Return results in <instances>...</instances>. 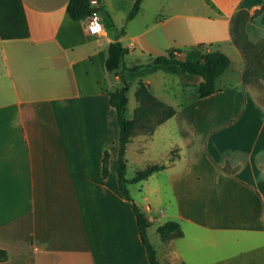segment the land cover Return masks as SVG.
<instances>
[{
    "label": "crops",
    "instance_id": "crops-1",
    "mask_svg": "<svg viewBox=\"0 0 264 264\" xmlns=\"http://www.w3.org/2000/svg\"><path fill=\"white\" fill-rule=\"evenodd\" d=\"M21 1L28 37L0 39V249L7 256L0 264H149L117 187L118 125L108 94L121 81L105 68L114 40L128 48L126 66L170 50L191 59L197 45L230 58L216 91L201 99H189L201 79L176 65L123 71L126 119L139 81L176 111L151 135H133L125 152L135 144L143 154L156 129L173 120L161 170L171 171L172 205L159 214L183 235L153 246L159 264H264V90L244 83L245 56L230 33L244 10L252 17L247 39H264L263 0H142L130 20L134 0H90L103 25L94 35L88 16L69 17L68 0ZM145 216L150 228L155 218Z\"/></svg>",
    "mask_w": 264,
    "mask_h": 264
},
{
    "label": "trees",
    "instance_id": "trees-1",
    "mask_svg": "<svg viewBox=\"0 0 264 264\" xmlns=\"http://www.w3.org/2000/svg\"><path fill=\"white\" fill-rule=\"evenodd\" d=\"M142 0H134L132 7L127 15V20L132 19L139 11ZM264 6V0H263ZM262 6V7H263ZM262 7L256 10L255 15L260 13ZM66 11L69 17L75 21L97 13V8L91 5L90 0H68ZM252 17L244 10H240L233 17L231 24L232 42L242 51L244 47L252 46L255 43L250 42L244 31V26ZM123 32V28L119 29L117 35ZM29 35L28 24L24 13L21 0H0V39H23ZM257 43H263L264 39ZM179 52V50H175ZM128 54V48L114 40L108 44L107 57L105 60V68L107 72L114 73L121 81V86L108 94V103L114 108L116 121L118 125V154L116 161V180L117 187L122 197L131 205L135 215L139 237L145 248L149 264H159L156 252L148 238V228L150 222L139 206L133 201L129 194L128 186L147 179L150 175L163 170L166 164L153 163L146 168L137 170L133 177L126 178V146L131 137L136 133L151 135L155 128L175 115L176 111L173 107L159 101L151 93L149 85L144 81H139L135 91V99L137 106L134 109L133 118L128 120L125 118V106L127 102L126 92L127 83L123 78L124 69L137 70L142 67L165 64L176 65L180 68L183 75L196 76L201 80L197 84L193 99H201L213 94L216 91L215 81L230 66V58L218 51H206L202 45H197L189 50L191 59H180L175 56V52L170 50L165 54L150 56L148 61L144 63L126 66L124 57ZM243 81L245 78L243 75ZM174 154L171 152L170 161ZM107 170V152L102 158V176L106 177ZM156 233L161 240H169L178 238L183 235L180 226L175 221H166L156 227ZM6 252L0 249V262L6 259ZM184 264V263H180Z\"/></svg>",
    "mask_w": 264,
    "mask_h": 264
},
{
    "label": "rangeland",
    "instance_id": "rangeland-1",
    "mask_svg": "<svg viewBox=\"0 0 264 264\" xmlns=\"http://www.w3.org/2000/svg\"><path fill=\"white\" fill-rule=\"evenodd\" d=\"M243 53L246 61L244 78L248 84V89L264 90V44L255 43L252 46L244 47ZM232 60L234 65L239 63L236 56H232ZM235 75L236 73H233V77ZM185 91L187 95H192L190 86ZM189 99H191V96H189ZM253 117L251 120V129L255 128V120ZM172 124L173 120H170L156 129L152 141L147 144L148 149L143 154L136 152L135 144L130 147L126 155V178L130 179L137 170L144 169L152 163L167 164L168 154L171 151L168 147L172 142V138L170 137ZM171 177V171L164 170L160 173L153 174L147 180L132 183L128 186L133 201L142 209L145 215L155 218L153 225L148 230V238L156 250H159L162 244L159 235L156 233V226L168 220L166 216H160L159 212L164 206L170 208L172 205V195L169 187ZM146 207L150 209L146 210Z\"/></svg>",
    "mask_w": 264,
    "mask_h": 264
},
{
    "label": "built area",
    "instance_id": "built-area-1",
    "mask_svg": "<svg viewBox=\"0 0 264 264\" xmlns=\"http://www.w3.org/2000/svg\"><path fill=\"white\" fill-rule=\"evenodd\" d=\"M97 24L101 25L102 27H101V31L98 32V33H95V34H99V33L102 32V30H103V25H102V23H101V20H100L99 16H98L96 13H94V14L88 16L87 23H86V31H87L89 34L94 35L92 30H93L94 28H96Z\"/></svg>",
    "mask_w": 264,
    "mask_h": 264
},
{
    "label": "clouds",
    "instance_id": "clouds-1",
    "mask_svg": "<svg viewBox=\"0 0 264 264\" xmlns=\"http://www.w3.org/2000/svg\"><path fill=\"white\" fill-rule=\"evenodd\" d=\"M93 3H95V0H93ZM101 25L97 24L96 28H94L92 31H93V34L95 33H98L101 31Z\"/></svg>",
    "mask_w": 264,
    "mask_h": 264
},
{
    "label": "water",
    "instance_id": "water-1",
    "mask_svg": "<svg viewBox=\"0 0 264 264\" xmlns=\"http://www.w3.org/2000/svg\"><path fill=\"white\" fill-rule=\"evenodd\" d=\"M107 21H109V19L107 18Z\"/></svg>",
    "mask_w": 264,
    "mask_h": 264
}]
</instances>
